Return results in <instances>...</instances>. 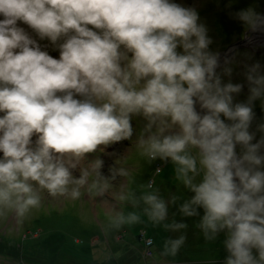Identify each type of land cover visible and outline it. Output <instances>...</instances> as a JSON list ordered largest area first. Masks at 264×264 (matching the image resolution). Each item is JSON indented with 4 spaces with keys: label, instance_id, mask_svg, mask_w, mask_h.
Segmentation results:
<instances>
[{
    "label": "clouds",
    "instance_id": "9594fccd",
    "mask_svg": "<svg viewBox=\"0 0 264 264\" xmlns=\"http://www.w3.org/2000/svg\"><path fill=\"white\" fill-rule=\"evenodd\" d=\"M228 14L249 42L264 33L254 6ZM0 17V216L21 223L44 192L110 196L133 211L110 216L105 234L143 216L182 233L164 241L161 255L175 257L188 228L175 212L167 222L178 206L200 217L206 242L224 235L223 264H264V121L255 112L257 101L264 111V65L239 61L235 48L211 51L197 8L176 0H0ZM236 66L241 83L231 79ZM123 141L149 164L170 162L187 195H161V167L139 196L119 158L104 175L103 157Z\"/></svg>",
    "mask_w": 264,
    "mask_h": 264
},
{
    "label": "rangeland",
    "instance_id": "374dc122",
    "mask_svg": "<svg viewBox=\"0 0 264 264\" xmlns=\"http://www.w3.org/2000/svg\"><path fill=\"white\" fill-rule=\"evenodd\" d=\"M176 2L197 8L201 22L206 24L209 29L208 35L213 40L209 46L211 51L224 53L223 51L237 42L238 45L233 44L231 49L239 51L240 55L237 58L239 61L255 62L256 57L264 54V40L260 42L257 39L258 36L264 38V33L255 34L249 42L244 37L245 29L242 24L228 14L229 11L234 12L249 6H254L257 12L264 13V0H231V9L226 7L230 0H176ZM226 28L232 30L227 31ZM245 53L252 55L251 61L247 60ZM49 54L59 58L58 52L49 49ZM242 73V66L234 67L232 82H243ZM228 79L226 76L223 77L225 83ZM247 94L245 87L237 96V100L244 101ZM255 112L257 121H264L260 101L256 102ZM108 151L115 152L116 156L103 157L104 175H109V166L119 158V165L130 171V187L136 191L137 196L140 195L142 186L153 177L155 166L158 164L162 165L163 171L155 177V187L160 189L161 195L165 198L170 193L187 195L183 189L177 192L175 185L178 182L174 180L173 166L170 162L163 164L157 160L152 164L147 163L139 156L134 142L132 146L129 141L113 145ZM74 175L79 176V171L74 172ZM120 182L121 180L117 181L118 184ZM112 192L118 193L119 186L113 187ZM120 211L127 214L133 209L131 204L127 202L118 204L110 196L89 199L85 194L78 200L63 197L53 199L44 192L41 207L33 210L21 223L17 224L10 214L0 216V249L17 248L20 251V254H10L0 250V264H223L227 255L223 247L225 237L221 234L215 242H206L200 230L195 227L200 217H183L178 206H170L167 222H171L172 213L175 212L177 222L187 223L188 228L182 230L186 235V242L178 254L175 257H165L161 255L164 241L168 238H177L182 233L165 231L162 226L154 227L142 216V223L125 225L119 230L111 229L105 234L104 227L107 226L110 216ZM202 215L201 209L200 216Z\"/></svg>",
    "mask_w": 264,
    "mask_h": 264
},
{
    "label": "trees",
    "instance_id": "16d2710c",
    "mask_svg": "<svg viewBox=\"0 0 264 264\" xmlns=\"http://www.w3.org/2000/svg\"><path fill=\"white\" fill-rule=\"evenodd\" d=\"M228 26H230V25H228ZM230 27H232V26H230ZM240 28H241V26L238 27V29H240ZM232 29H233V27H232ZM232 29H230V30H232ZM226 30H227V28H226ZM230 30H227V31H230ZM261 60H263V61L261 62ZM255 61H259L262 65H264V54H261L259 57H256ZM0 250L3 253L20 254V251L17 248L8 249L10 252H8V250H6V249L4 250L3 247Z\"/></svg>",
    "mask_w": 264,
    "mask_h": 264
},
{
    "label": "bare ground",
    "instance_id": "6f19581e",
    "mask_svg": "<svg viewBox=\"0 0 264 264\" xmlns=\"http://www.w3.org/2000/svg\"><path fill=\"white\" fill-rule=\"evenodd\" d=\"M255 37V36H254ZM257 39H258V41H262V40H264V38H261L260 36H258L257 37ZM160 165V166H159ZM155 167H161L162 168V165L161 164H158L157 166H155Z\"/></svg>",
    "mask_w": 264,
    "mask_h": 264
},
{
    "label": "water",
    "instance_id": "95a60500",
    "mask_svg": "<svg viewBox=\"0 0 264 264\" xmlns=\"http://www.w3.org/2000/svg\"><path fill=\"white\" fill-rule=\"evenodd\" d=\"M234 45H238V43L237 42H235V43H233ZM232 44V46L231 47H233L234 45ZM231 47H229L228 49H226L225 51H223V52H228L230 49H231Z\"/></svg>",
    "mask_w": 264,
    "mask_h": 264
}]
</instances>
